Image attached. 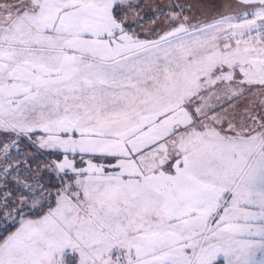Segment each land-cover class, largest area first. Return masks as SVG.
Segmentation results:
<instances>
[{"label": "snow or ice", "instance_id": "snow-or-ice-1", "mask_svg": "<svg viewBox=\"0 0 264 264\" xmlns=\"http://www.w3.org/2000/svg\"><path fill=\"white\" fill-rule=\"evenodd\" d=\"M0 264H264V0H0Z\"/></svg>", "mask_w": 264, "mask_h": 264}]
</instances>
